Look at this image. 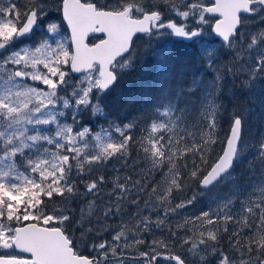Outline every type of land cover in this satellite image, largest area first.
I'll return each mask as SVG.
<instances>
[{"label": "snow or ice", "instance_id": "6c2138e0", "mask_svg": "<svg viewBox=\"0 0 264 264\" xmlns=\"http://www.w3.org/2000/svg\"><path fill=\"white\" fill-rule=\"evenodd\" d=\"M261 117L264 0H0V264H264Z\"/></svg>", "mask_w": 264, "mask_h": 264}, {"label": "trees", "instance_id": "16d2710c", "mask_svg": "<svg viewBox=\"0 0 264 264\" xmlns=\"http://www.w3.org/2000/svg\"><path fill=\"white\" fill-rule=\"evenodd\" d=\"M133 82H134V77L133 78H130L129 82L124 85V88L129 87ZM120 91L121 90H117L116 92H114L112 94V97L110 98V101H109L110 105L121 104V103L126 102V101H123V100H120L119 99V97H120ZM240 171H241V169H240Z\"/></svg>", "mask_w": 264, "mask_h": 264}, {"label": "rangeland", "instance_id": "374dc122", "mask_svg": "<svg viewBox=\"0 0 264 264\" xmlns=\"http://www.w3.org/2000/svg\"><path fill=\"white\" fill-rule=\"evenodd\" d=\"M259 109H257V113H259ZM262 119H264V117H261ZM258 125L257 124H253L252 121H251V118L249 119V130H251L252 128H255L257 127ZM238 172L240 171V169L237 170ZM205 202H209L211 197L210 196H205L202 198Z\"/></svg>", "mask_w": 264, "mask_h": 264}]
</instances>
